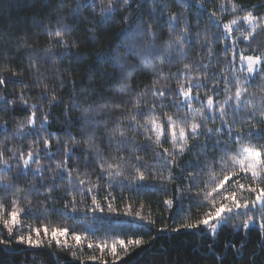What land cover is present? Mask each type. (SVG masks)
<instances>
[{"label":"trees","instance_id":"16d2710c","mask_svg":"<svg viewBox=\"0 0 264 264\" xmlns=\"http://www.w3.org/2000/svg\"><path fill=\"white\" fill-rule=\"evenodd\" d=\"M141 2L142 0H131L130 6L125 7L122 0H116L117 11L108 21L96 26L89 21L99 20L100 17L94 15L90 7L83 9L75 19L70 18L69 14L75 8L77 0H0V75L7 78L6 83L0 85V96L6 97L11 102L0 104V125H6L7 128L6 133H0V150L7 147L18 154H26L29 150H40L41 157H44V139L50 141L48 151L57 152L58 148L60 150L51 161L47 158L41 160V164L45 167L43 177L45 186L42 189L39 178L31 175L16 182L17 190H11L5 194L3 189H0V202L7 211L11 210V201L14 198L26 197V199H21L20 206L27 209L30 203L33 208V212L20 216L22 227L14 228L13 235H9L3 224H0V239L6 242L0 244V264H57V261L59 264H101L100 260L87 259L92 255H101L99 249H89L87 245L89 241L95 243L98 239L104 240L106 234L109 243L114 239H123L127 242L129 238H139L144 241L139 247L130 246L127 254H123V249L118 245L122 259L117 264H264V247H261L264 243V234L259 229L258 218L250 229H244L242 222L247 219V216L233 215L227 225L220 227L213 237L206 226L194 229L180 227L186 222L192 223L201 218L209 210V205L190 202V195H185L182 203L174 202L171 208L164 204L165 199L176 195L177 187L182 190L191 189L193 194L198 188H204V184L197 186L187 179L188 173L197 171V169L186 167V164L189 161L195 163L198 160H205L204 154L200 153L198 148L180 157L177 162L179 166H170L173 177L171 182L161 183L149 176L145 183L153 187L147 190L138 191L128 187L122 189L116 184L109 189L106 187V174L105 178L97 180L99 172V162L96 159L97 148L101 150L105 158H109L113 163L116 161L112 160V157L118 160L122 156L127 161L130 155H139L150 164L154 163V145L153 148H145L143 152L133 150L134 145L131 138L135 137L136 145H146L149 143L147 136L150 133L144 132L143 129L137 131L128 127L130 122L127 116L134 114L129 110L139 103V111L144 113L139 117V122L143 124L146 119L151 118L149 109L155 99L157 102L155 112L158 119L163 113L176 115L177 108L174 106L160 107L161 101L151 95V90L154 82L158 81L159 83L155 85L157 88L168 85V95L162 101L163 104L171 105L173 101H181L183 97L178 94L179 86L181 84L187 86L191 83L184 75L185 72L192 77H198L199 82L207 84L206 88H193L191 102L195 112L203 110L205 114H209L205 106L209 95H213L214 108L218 109L227 96L234 95L236 80L247 79L248 83L241 85L246 89L242 98L253 101V106L249 107L248 111L256 115L249 119H235L229 113L228 120L231 122L235 119V123L231 124L232 134L235 137L237 133H241L243 135L242 144L264 145V139L248 135L249 130L252 129L253 132H260L261 136H264V119L261 118L264 107L260 101V97H264V79L260 74H253L249 77L245 67L239 65L241 55H264V32H258L251 45L242 39V34L250 31L243 17L249 11H252L253 15L258 18L264 17V0H187L189 5L187 7L181 6L175 0H162L170 4V7L161 10L159 5L155 6L156 14L159 15L162 12L163 15V19L158 20L153 26V31L157 33L155 49L150 47L153 37L144 32V28L152 24L150 13L153 5L144 3L141 8L139 7ZM108 3L109 0H97V13L101 6ZM233 4L237 6L235 11L232 8ZM211 12H215L216 17L210 24ZM172 13L181 14L182 22L177 26L178 31L183 28V21L187 20L193 39L190 46H185L186 56H179L175 48L171 49L172 60L170 61L161 49L165 40L171 39L175 44V37L169 36L166 23ZM125 16H130L131 20H124ZM62 17H65L63 24L70 25L72 30L64 36L69 44L70 54L61 57L59 54L62 48L57 45L58 38L55 37L54 32L58 27L57 21ZM141 20L147 22L144 28H139ZM233 20H237V23L232 25L233 36L238 41L235 47L231 46V40L227 37L217 39V36L223 35V25ZM89 29H94V32L88 31ZM49 31L53 33L52 36L49 35ZM197 32L201 35L195 38ZM92 36L94 39H89ZM74 41L78 42L77 47H72ZM25 45L29 47H24ZM49 45H53V50L57 53V59L54 61L43 59ZM28 55L36 58L39 71L31 66L32 61L27 59ZM185 64L189 65L187 70L184 69ZM204 65L207 67L205 68ZM122 71L126 76L125 79L121 78ZM225 76L230 80L228 91H225L223 80ZM73 82H76L75 94L73 93ZM214 83L218 84L215 95L212 91ZM45 86L48 92L45 99L41 100L39 97ZM81 89H87V91H81ZM22 92L27 104L18 99ZM197 93L200 96L199 100L195 99ZM53 94L60 102L50 105L48 101ZM73 100L80 104L79 108L72 107ZM33 104H36L37 108H32ZM89 105H103L100 111L88 113L90 119L100 122V126L95 129V138L91 146L85 143L87 136L80 132L83 126L80 118L83 109ZM33 112L36 113V129H39L41 121L47 114L46 130L36 132L32 125L26 124L27 118ZM179 115L186 116L189 124L192 122L193 112H190L187 105L179 112ZM121 116L125 118L116 119ZM108 117L112 119H107ZM197 122H200L199 118ZM21 123H25L23 129L25 135H14L17 126ZM216 127H222L218 113L215 120L209 115V119L201 128L202 134L199 140L195 142L208 144V159L220 155L212 147L216 139L228 140L226 128L219 137L215 134L210 138L204 135L206 128ZM119 128L127 129L129 143L127 147L117 150L114 143L109 144L108 135L110 130ZM65 129L71 131L72 135L81 141L74 149L76 154L68 163L70 169H79L78 172L73 171V178L86 179L91 184L100 185L97 199L104 205V212L97 213V215L103 217L101 221H93L89 217L84 224H75L72 220L60 217L57 213L34 218L41 207L52 208L55 202V207L63 208L65 201L72 198L65 192L69 187L67 174L64 180L58 178L54 185L48 180V177L56 171V162L64 160V147L72 146L71 139L64 132ZM29 131L33 134L26 135ZM49 133L56 135L50 136ZM190 143L193 141L190 140ZM164 147L170 148L171 145L165 143ZM238 147L239 145L235 142L231 144L233 151ZM11 155V151L5 152V158ZM85 155L89 156L87 167L84 164ZM9 163L13 165L12 172L9 173V176H12L16 171L17 160H10ZM32 167L35 168L36 165L33 164ZM153 171L160 172L164 176L169 175L168 168L157 167ZM86 172L89 173L88 176H85ZM124 175L127 178L125 180L127 184L135 175V171L127 167ZM201 175L206 178V173ZM241 177V183L247 185L251 182L250 176L243 178L242 173ZM33 184L39 191L28 195L27 189ZM109 192L115 198L114 207L116 208V212L111 214L104 202V197ZM73 194L79 203L82 199L79 192L76 191ZM49 195L52 199L47 201L46 205L37 203L38 201L45 202ZM238 195L246 199H254V194L246 191ZM83 200L84 203L91 205L90 195H86ZM136 212H140L144 219L136 217ZM237 223L240 224L239 230L234 228ZM88 224H92L97 230L94 233H87L81 246L75 249L77 252L75 258L71 255L72 248L57 247L55 242L51 247L46 241L40 247H32L17 240V236L28 233L29 225L32 227L47 225L49 228L67 226L69 232L84 234L85 225ZM174 229L178 230L174 231ZM33 238H35L34 234ZM68 242L75 244L70 236ZM229 242L234 247L225 249V244ZM221 255H223V260L217 259ZM104 260L112 264L110 255L105 254Z\"/></svg>","mask_w":264,"mask_h":264},{"label":"snow or ice","instance_id":"6c2138e0","mask_svg":"<svg viewBox=\"0 0 264 264\" xmlns=\"http://www.w3.org/2000/svg\"><path fill=\"white\" fill-rule=\"evenodd\" d=\"M116 0H109L107 5L101 6L99 8V12L97 13L96 5L97 0H77L75 8L71 10L70 18L75 19L80 15V12L83 9L91 8L94 15H98L100 17L99 20H91L89 23L99 26L106 21H108L114 12L117 11L115 7ZM176 3L181 6H189L187 0H175ZM131 0H122V4L125 7L130 6ZM144 3H151L153 8L151 9V17L152 24H148L146 28L144 25L147 23L146 21L141 20L139 28H144V32L147 33L148 36L153 37V41L150 45L151 48L155 49V37L157 33L153 31V26L157 23L158 20L163 19L162 12L161 14H156V5H159L161 10L167 9L170 7V4L162 2V0H142L139 4V7H143ZM203 5H201L202 7ZM236 5L233 4V11L236 10ZM223 8V5H221ZM216 17L215 12L210 13L209 23L213 22V18ZM139 18V17H138ZM65 17H62L59 21H57L58 27L54 32L55 37H57V45L62 48V52L59 54L61 57L65 54L69 53V44L67 40L64 39V36L67 32L72 30L70 25L63 24V20ZM124 20L130 21V16L123 17ZM243 20L248 24L250 31L246 34H242V39L248 42L251 45V42L256 38L258 32H264V17H257L253 15L252 11L247 12V14L243 17ZM181 14L180 13H172L166 23L169 28V36L175 37V44L171 39L163 41L162 52L166 53L169 60H172V51L171 49L175 48V52L179 56H186L187 50L185 46H190L192 43V36L189 32L188 22L187 20L183 21V28H180L179 31L177 26L181 23ZM197 21V25H198ZM237 20H233L228 24L223 25V35L217 36V39H224L227 37L231 40V46L235 47L238 43L237 39L233 36V28L232 25L236 24ZM217 27L219 24L217 23ZM88 31L94 32V29H89ZM49 35L52 36L53 33L49 31ZM201 35L200 32L196 33V37L198 38ZM89 39H94V36L89 37ZM78 42H73L72 47H77ZM24 47H29L25 45ZM53 45H49L46 50V56L43 58L45 61H54L57 59V53L53 50ZM79 56V54H77ZM27 59L32 61V67L36 68L39 71V66L36 63V58L33 55H28ZM240 60L242 62H246L247 65V73L249 77H252L253 74H260L261 78L264 79V55H252V56H244L241 55ZM231 63V62H229ZM206 68L207 65H204ZM189 65L185 64L184 69L187 70ZM16 75V73H13ZM186 78L191 81L187 86L181 84L178 88L179 96L183 97V99L179 102L173 101L171 105H165L162 103L164 99L167 98L168 85H164L162 88H157L155 85L159 83L158 81L154 82L153 88L151 90V95L154 98H159L161 101L160 107H176L178 112L176 115L163 113V115L158 119L155 109L157 107V102L154 99V102L149 109V113L151 114V118L146 119L143 124L139 122V117L144 115L143 112H140V104L137 103L133 106V109H130V112H134V114L128 115L127 119L129 120V128L133 130L143 129L144 132L150 133L147 136L148 144L146 145H136L135 137L131 138V142L134 145V151L143 152L145 148H153L154 153V163H149L144 159V157L135 155L129 156L126 161L124 157L117 158L112 157V160L116 162H110L109 158H105L101 150L99 148L96 149V159L99 162V172L97 174V180H101L105 178V174L107 177L106 187L111 189L114 184L120 186L122 189L124 187H128L129 189L134 190H147L153 187V185L145 183L148 180V177L151 176L153 180H158L161 183L171 182L173 179L170 171V166H179L178 159L184 156L186 153L192 152L194 148H198V151L205 156L204 161H196L193 163L189 161L186 164V167H195L197 171L189 172L187 175V179L190 183L195 185L204 184V188H198V190L193 194L191 193V189L182 190L179 187L176 189V195L170 199H165L164 204L169 208L173 207L174 202H181L184 200L185 195H190V202H200L209 205V210L206 211L203 216L197 219L195 222L189 223L186 222L180 227L194 229L200 226H206L207 229L210 230L211 235L215 237L217 231L220 227L227 225L228 221L232 219L233 215L239 217L241 215L247 216V219L243 220L242 225L244 229H250L252 225L257 222V218L259 219V229L262 234H264V145H251V144H242L241 141L243 139V135L241 133H237L235 137L232 134L231 124L235 123V119H249L254 117L256 114L254 112H249L248 108L253 106V101L251 99L242 98L246 92V89L241 85L244 83H248V80L245 79L241 81L239 79L236 80V91L234 95H229L227 98L220 104L218 109L214 108V100L213 95H209L206 101V107L209 110V114H205L203 110L199 112H195L192 109V100H193V88L200 89L206 88L207 84L205 82H199L198 77H192L187 72L184 73ZM121 78L125 79L123 71L121 73ZM6 77L0 75V85H4L6 83ZM219 79V77H217ZM225 83V91H228V84L230 83L229 77H223ZM22 82V81H21ZM75 83L73 82V93L75 94ZM63 86V81L61 82ZM125 87H128L125 85ZM218 84H213V94H217ZM81 91H87V89H81ZM48 89L47 86L44 87L43 93H41L39 99H45V95L47 94ZM19 100L23 101L27 104V101L24 98L23 92L18 97ZM195 99L199 100V93L196 94ZM234 101V104H233ZM260 101L262 107H264V97H260ZM60 101L57 99L55 94L52 95L51 99L48 101L50 105H54L59 103ZM9 102L6 97L0 96V104H7ZM73 108H79L80 104L73 100L72 102ZM187 105L190 112H193L192 122L189 124L187 122L186 116H180L179 112L182 111L184 106ZM32 108H37L36 104L31 105ZM103 108V105H89L88 107L83 109L82 116L80 118V122L82 123V127L80 128V132L82 135H86L87 139L85 143L91 146L94 142L95 138V129L100 126L99 120H92L88 117V113L100 111ZM220 118V122L222 127L216 128H206L204 131V135L206 137H212L214 134L219 137L223 134L224 128L227 129L228 140L222 141L221 139H216L213 144V150L218 151L220 153L219 156H213L211 159L207 158V149L208 144H197L196 141L199 140L201 136V128L203 127L204 122L209 119V115L213 120L216 119V114ZM231 115L235 118L233 121L228 120V115ZM125 117H116L117 120H123ZM197 118H199L200 122H197ZM261 118L264 119V113L261 114ZM107 119H112L108 117ZM35 120L36 113L33 112L27 120V125H32L33 129L36 132L44 131L47 129L48 118L47 114L44 119L41 121L39 129L35 128ZM25 127V123H21L17 126L14 135H25L23 129ZM7 128L6 125H0V133H6ZM65 134L71 139L72 146H65L63 149L64 160L60 162H56V171L53 172L48 180L52 185L55 184L56 180L59 178L60 180L65 179V174H67V183L69 185L68 189L65 190L66 194L72 196L71 200H67L64 203L63 208L55 207V202H53V207L49 208L47 206L41 207L39 211L35 214V217L38 216H48L52 213H57L60 217L65 219L72 220L75 224H84L85 220L89 217L93 219V221H101L103 219L102 216H98L97 213L104 212V205L100 200L97 199L98 189L100 185L91 184L86 179L73 178V171H79V169H70L68 167V163L71 161V158L76 153L74 149L80 144L81 141L77 140L75 136L72 135L71 131L65 129ZM33 132L29 131L26 135H32ZM50 136H55V133H49ZM249 137L255 136L258 139H264V136H261L260 132H253L252 129L248 132ZM109 144H115L116 149L120 150L121 147H127L129 143V137L127 136V129L119 128L110 130L109 135ZM190 140L193 143H190ZM235 142L239 147L233 151L231 148V144ZM165 143H169L171 147H164ZM45 156L41 157L40 150L32 151L29 150L26 154L24 153H16L12 149H8L7 147L0 150V189H3L4 193L7 194L11 190H17L18 185L17 181L21 178H27L31 175L34 178H39L40 180V188L42 189L45 186L44 174L45 167L41 164V160L47 158L48 160H52L54 156L59 153V148L57 152L48 151L50 146V141L48 139L43 140ZM223 145V146H222ZM11 151L12 155L8 158H5V152ZM10 160H17V164L15 165L16 171L12 176H9V173L12 172L13 165L9 163ZM134 161V163H132ZM163 161V163H161ZM78 162V161H77ZM89 162V156H84V164L87 167ZM35 164L36 167L33 168L32 165ZM127 167H131L135 171V175L132 176L131 180L125 184V169ZM157 167H163L169 169V175L164 176L160 172L153 171V169ZM218 167V171H217ZM202 173H206L205 176H202ZM244 174L243 178H248L250 176V183L245 185L240 182L241 174ZM89 173H85V176H88ZM86 185H88L86 187ZM229 189H232L231 191ZM52 189L50 188V191ZM166 190V189H164ZM39 189L36 188L35 184L30 185L27 189V194L31 195L34 192H38ZM78 191L81 196V201L78 203L76 200V196L73 194ZM249 192L254 194V199H246L243 198L238 193ZM86 195L91 196V205L84 203L83 198ZM21 199L23 198H14L11 201V210L7 211L2 202H0V224H3L4 228L7 229L9 235L14 234V228L22 227V222L20 220V216L22 214H27L33 212V208L29 203L27 209H24L20 206ZM52 198L49 195L45 202H37L47 204V201H50ZM114 197L111 196V192H109L104 197V202L108 208V212L115 213L116 208L114 207ZM131 209V206H128ZM251 213V214H249ZM258 214V216H257ZM136 217L143 220L144 218L141 216L140 212H136ZM79 217V218H77ZM151 223V221H149ZM236 230H239L240 224L237 223L234 225ZM97 230L92 224L85 225L84 234L77 232H69V228L63 227H51L49 228L47 225H41L40 227H32L29 225V231L27 234L17 236V240L22 243H26L32 247H40L45 241L48 246L51 247L53 242L57 245V247L68 249L72 248L73 251L71 255L73 258L77 257V252L75 249L81 246L84 239L87 237V233L95 232ZM178 229H174L177 231ZM111 231V229H109ZM41 232H43V236H41ZM33 234L35 238H33ZM69 236L75 241V244H69ZM6 243L4 240L0 239V244ZM144 243L142 239H131L129 238L127 242L123 239H114L111 243L107 241V234L105 235L104 240H97L95 243L89 241L87 247L89 249L97 248L99 249L101 255L96 256L92 255L87 257L90 261L100 260L101 264H108L106 260H104V255H110L112 257V264H117L118 261L122 259L121 252L118 251V245L123 249V254H127L131 247H139ZM229 247H234L230 242L225 244V249ZM261 247H264V243H262ZM239 251V249L237 250ZM217 259L223 260V255L218 256ZM59 264V261H57Z\"/></svg>","mask_w":264,"mask_h":264},{"label":"rangeland","instance_id":"374dc122","mask_svg":"<svg viewBox=\"0 0 264 264\" xmlns=\"http://www.w3.org/2000/svg\"><path fill=\"white\" fill-rule=\"evenodd\" d=\"M244 56H252V55H244ZM239 65H240V66H244L245 69L247 70L246 62H242V61L239 59Z\"/></svg>","mask_w":264,"mask_h":264}]
</instances>
